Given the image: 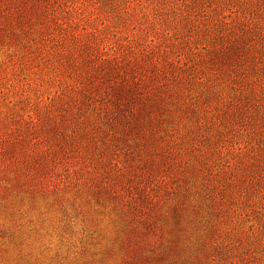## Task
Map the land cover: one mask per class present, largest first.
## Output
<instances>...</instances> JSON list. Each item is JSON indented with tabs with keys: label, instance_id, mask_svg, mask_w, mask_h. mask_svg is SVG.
<instances>
[{
	"label": "rangeland",
	"instance_id": "obj_1",
	"mask_svg": "<svg viewBox=\"0 0 264 264\" xmlns=\"http://www.w3.org/2000/svg\"><path fill=\"white\" fill-rule=\"evenodd\" d=\"M45 5L0 19V264H264V77L212 53L264 0ZM102 58L171 97L114 104Z\"/></svg>",
	"mask_w": 264,
	"mask_h": 264
},
{
	"label": "trees",
	"instance_id": "obj_2",
	"mask_svg": "<svg viewBox=\"0 0 264 264\" xmlns=\"http://www.w3.org/2000/svg\"><path fill=\"white\" fill-rule=\"evenodd\" d=\"M47 1L48 0H0L1 23L7 26H18L23 25L32 17L39 19L41 12L44 10V7H46L45 2L47 3ZM259 8L261 14H264V7L259 6ZM253 22L254 28L244 30L243 33L234 38H229L226 45L220 48L215 47L212 50L213 59H217L219 63L226 65L227 71L230 70L232 73H235L238 70V73H236L233 78L235 81L238 79H242V81L245 80L247 77L245 75L246 72L251 75V72L257 74L260 71V74L264 77V27L261 26L258 21ZM102 59L103 61L101 63H103V65L105 64V66L101 67L100 70L105 74L113 70L115 73L107 78L110 88L108 93L112 94L113 98H111V101L114 104H118L122 101L132 103L135 108H138V105L145 104L146 101H152L153 107L162 109L167 102V98L171 97L168 87L164 89L161 87H156L157 89L149 88L145 84V79H143L142 76L133 75L131 77L123 74L124 71L121 73V68L119 67H122V65H120L118 61H115L114 58ZM113 61L115 62L111 63ZM143 76H146V74L144 73ZM248 84L251 85V83ZM262 90H264L262 86L254 84L250 88V93L243 94V100L239 99L238 101H240V103L248 102L250 101V96H255ZM162 92H165V94ZM242 92L243 91H241L240 94ZM117 108L123 111L120 106ZM257 134L258 136L261 135L260 133ZM259 139L262 140L259 148L261 150V155L264 157V136Z\"/></svg>",
	"mask_w": 264,
	"mask_h": 264
}]
</instances>
